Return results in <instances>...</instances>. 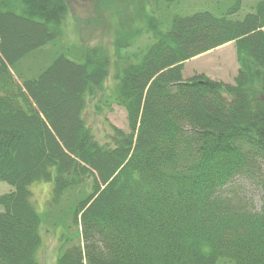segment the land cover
<instances>
[{
	"label": "trees",
	"instance_id": "16d2710c",
	"mask_svg": "<svg viewBox=\"0 0 264 264\" xmlns=\"http://www.w3.org/2000/svg\"><path fill=\"white\" fill-rule=\"evenodd\" d=\"M240 3L220 15L151 12L117 31L112 59L103 45L60 43L66 0H0V264H40L36 181H52L56 264H264V202L232 186L264 192V0L234 18ZM141 34L144 46L119 53ZM229 41L233 83L183 78V61ZM46 46L40 66L24 62ZM111 64L101 96L125 109L128 131L111 125L102 144L83 111Z\"/></svg>",
	"mask_w": 264,
	"mask_h": 264
},
{
	"label": "rangeland",
	"instance_id": "374dc122",
	"mask_svg": "<svg viewBox=\"0 0 264 264\" xmlns=\"http://www.w3.org/2000/svg\"><path fill=\"white\" fill-rule=\"evenodd\" d=\"M69 11L64 20V34L60 43L64 46L70 44H82L90 48L94 45H103L108 48L115 58L114 38L118 30L142 26L146 17L151 12L156 15H168L178 13L190 14L196 11L208 10L215 15L225 13L234 4V0H170L164 7L163 0L157 6L146 0H106L110 5L114 2L117 11L112 13L110 8L102 0H66ZM257 0H241L238 11L232 15L234 18H242L246 12L252 10ZM153 9H156L154 12ZM149 41L147 34L141 36L131 47L119 48V53L124 54L144 46ZM52 51L51 47L34 52L31 58L24 62L40 66L47 60ZM239 65L236 59L234 42H228L197 54L183 61L182 76L188 78L194 74L202 73L209 78L233 83ZM114 68L110 65L109 75L104 83V89L99 90L93 97L88 98V104L83 111V118L93 132L95 138L102 144H110L111 125L128 131L125 109L115 102L103 101L102 91L109 93L113 82ZM97 96V97H96ZM9 185L0 182V193L9 190ZM236 193L248 196L255 208H260L264 202V192L255 184L243 179H236L232 184ZM52 189V181H36L30 184L32 201L42 217V245L38 252L40 264H56L57 254L61 247V228L53 227L46 216V207ZM1 208V207H0Z\"/></svg>",
	"mask_w": 264,
	"mask_h": 264
}]
</instances>
